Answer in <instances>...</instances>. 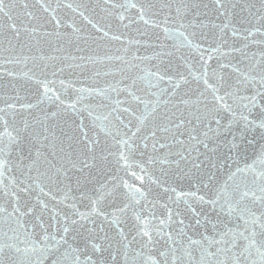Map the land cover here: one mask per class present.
<instances>
[{
	"label": "snow or ice",
	"instance_id": "snow-or-ice-1",
	"mask_svg": "<svg viewBox=\"0 0 264 264\" xmlns=\"http://www.w3.org/2000/svg\"><path fill=\"white\" fill-rule=\"evenodd\" d=\"M0 264H264V0H0Z\"/></svg>",
	"mask_w": 264,
	"mask_h": 264
}]
</instances>
